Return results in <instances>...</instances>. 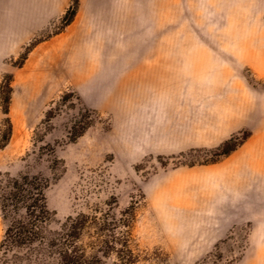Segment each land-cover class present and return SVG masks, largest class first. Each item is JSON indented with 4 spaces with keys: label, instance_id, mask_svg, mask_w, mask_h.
<instances>
[{
    "label": "rangeland",
    "instance_id": "374dc122",
    "mask_svg": "<svg viewBox=\"0 0 264 264\" xmlns=\"http://www.w3.org/2000/svg\"><path fill=\"white\" fill-rule=\"evenodd\" d=\"M9 126L81 264H264V0H0Z\"/></svg>",
    "mask_w": 264,
    "mask_h": 264
},
{
    "label": "trees",
    "instance_id": "16d2710c",
    "mask_svg": "<svg viewBox=\"0 0 264 264\" xmlns=\"http://www.w3.org/2000/svg\"><path fill=\"white\" fill-rule=\"evenodd\" d=\"M11 129L9 126L4 131L0 148L9 143ZM222 154L226 155L228 151ZM46 188L43 179L28 173L8 179L0 202L6 225L0 249L3 255L13 253V263L31 264L35 261V264H42L54 256L62 264H81V258L73 254L72 246L86 228L88 216L80 213L76 218L68 217L58 236L49 237L47 228L53 213H50L46 202Z\"/></svg>",
    "mask_w": 264,
    "mask_h": 264
},
{
    "label": "crops",
    "instance_id": "0c3cea01",
    "mask_svg": "<svg viewBox=\"0 0 264 264\" xmlns=\"http://www.w3.org/2000/svg\"><path fill=\"white\" fill-rule=\"evenodd\" d=\"M258 145H259V142L252 141L250 144H248V147H247L246 150H249L250 148L251 149L258 148V147H256ZM239 157H242L241 154H236L234 156V158H239ZM259 161H260V157H259ZM256 176H257V174H256ZM253 191L260 195V199H262V200L264 199V184H262V183L261 184H257V185L255 184Z\"/></svg>",
    "mask_w": 264,
    "mask_h": 264
}]
</instances>
